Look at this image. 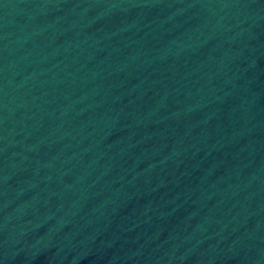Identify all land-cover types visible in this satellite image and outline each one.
<instances>
[{"label":"water","instance_id":"water-1","mask_svg":"<svg viewBox=\"0 0 264 264\" xmlns=\"http://www.w3.org/2000/svg\"><path fill=\"white\" fill-rule=\"evenodd\" d=\"M0 264H264V0H0Z\"/></svg>","mask_w":264,"mask_h":264}]
</instances>
